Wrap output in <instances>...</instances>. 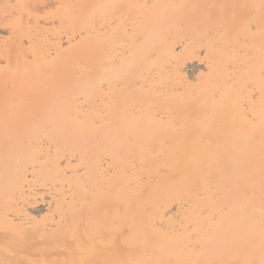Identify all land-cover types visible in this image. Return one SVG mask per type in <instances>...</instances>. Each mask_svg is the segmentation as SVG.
Here are the masks:
<instances>
[{
  "label": "bare ground",
  "instance_id": "1",
  "mask_svg": "<svg viewBox=\"0 0 264 264\" xmlns=\"http://www.w3.org/2000/svg\"><path fill=\"white\" fill-rule=\"evenodd\" d=\"M0 264H264V0H0Z\"/></svg>",
  "mask_w": 264,
  "mask_h": 264
}]
</instances>
